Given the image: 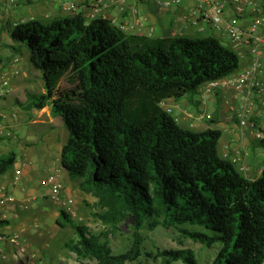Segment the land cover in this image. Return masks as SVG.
<instances>
[{"label":"trees","instance_id":"trees-1","mask_svg":"<svg viewBox=\"0 0 264 264\" xmlns=\"http://www.w3.org/2000/svg\"><path fill=\"white\" fill-rule=\"evenodd\" d=\"M3 30L14 54L26 53L43 77L45 92L29 93L19 104L26 111L49 107L62 119L68 131L62 168L99 199L96 216L106 225L131 221L135 228L132 247L115 253L108 235L93 233L62 209L57 225L75 231L64 245L72 256L129 264L144 255L143 231L162 227L208 247L219 242L212 264H264V165L258 179H248L221 154L222 131L185 128L163 106L239 71L235 50L215 36L127 34L110 19L89 20L84 11ZM259 146L264 149V139ZM16 161L15 152L0 155V175ZM155 258L199 264L188 248L157 247Z\"/></svg>","mask_w":264,"mask_h":264},{"label":"crops","instance_id":"crops-1","mask_svg":"<svg viewBox=\"0 0 264 264\" xmlns=\"http://www.w3.org/2000/svg\"><path fill=\"white\" fill-rule=\"evenodd\" d=\"M34 1L36 3L32 6L39 4V0ZM80 1V11H84L86 17L88 18L89 14L92 12V5L97 0ZM101 2L102 11L99 17L110 19L118 26L125 25L124 31L127 34L147 35L149 37L157 38H170L175 36H215L220 40H223L224 38L229 43V46H226L235 50L240 55L241 66L239 71L245 70L249 67V53L247 43H238L233 41L228 36L224 27L221 29L213 27L208 22H206L204 18L199 16L200 7L204 6V0H184L183 5L180 7H173L171 9L161 6L160 0H137L136 2H123L122 0H101ZM214 2L217 4L222 3L224 6L225 21L227 24L235 23L244 30L246 36L250 34L252 30V21L255 14L252 10L249 9L245 15L238 16L234 12L232 0H215ZM6 6L7 5L4 4L2 5V7ZM8 6L10 9L13 8L10 4H8ZM205 6L207 7V5ZM30 7L31 6L28 4H20L15 6V9L9 14L16 18L17 21H27L32 19L41 21L43 19H49L53 14H55V12L58 13L50 7L42 8L41 10L37 9L31 13L28 10ZM260 7L264 8V1L260 3ZM17 14L18 17L16 16ZM62 14L66 13L62 10L61 6L59 13L57 14L58 16L56 15L53 17H59ZM6 35H8L7 32ZM10 44L11 46L13 45L11 39ZM6 56L7 62H10L8 70L11 72H8L7 76L9 77V74L13 76L21 75L20 78L15 79H19L24 82L21 87L25 93V97H23L25 101L21 103H25L29 93H36L34 90L35 88L33 89L32 87L34 84H36V82L34 81V78L32 79V77L35 74L33 73L34 71H39L30 67L26 53L22 55H16L12 51L9 57L8 55ZM39 75L42 77L41 72ZM37 76L38 75L36 74L35 78ZM2 77L7 78L5 75ZM207 85L208 84L204 85L194 96L186 97L182 100L169 99L163 103V106L166 109H171V113L185 128L193 129L195 131H205L208 129H218L222 131L223 135L220 141L221 154L232 162H234L236 157H239L240 161L238 163L234 162L238 169L248 179H258L263 172L264 149L259 146L261 141L257 138V131L248 127L242 128L235 116L239 106L243 105V101L240 99H235V92L233 89L224 87L218 89L215 91L213 96H211L206 101H203V99H201V94L206 89ZM21 87H17V85L14 84V86H11V94L8 95L9 98L4 97L3 100H0V120L1 118H5L7 122L11 124V128L13 129V132L8 133L2 131L0 137V155L18 151V153L15 152L17 154V161L13 168V178L10 179L8 174L3 176L0 175V187L10 188L13 194L15 191H18L21 194V202L17 200V203L11 205L7 209L9 225L4 226L1 230L9 234H21L24 232V229L21 230L22 232L15 231L13 229V216L11 213H17L19 210L22 211L24 209L22 207L25 206L28 208L27 204L25 203L26 200H29L30 202L35 200V202L32 203L34 205L30 207V210H36L39 208L41 213L46 212V208L42 207V204L37 200V197L39 194H41V191L30 187V184L34 180L36 181L33 183L38 182L37 185L41 186L42 182H44L43 180L46 179V176H41L39 171L36 169L38 165L48 168V171L50 172L49 175H56L61 185L63 180L69 177L66 171L62 168L60 161L62 149L68 138L66 142L62 144L60 138L57 135L45 132L46 129L54 128V126L49 123L51 118L50 115H52L50 108L47 107L48 109L45 108L43 110L34 109L31 111H26L21 107V109L19 108L18 112H10L8 110L12 100L16 97H19ZM43 92H45V90ZM10 96L13 98H10ZM223 103H225V105L229 108L227 119L220 116L222 115L221 113L224 112L222 109ZM251 107L261 126L262 131L264 132V114L257 106L252 105ZM222 120H226L228 123L224 124L222 123ZM32 127L37 128L38 132L27 130ZM23 129L25 130V134L24 136H21L20 131ZM32 134H35L37 137H30ZM13 135H15V138H12ZM8 142H11L13 147L10 146L8 147V151H4L1 147V144ZM239 152H242L241 156H238ZM241 167H243L245 170H242ZM17 172H20V174ZM5 179L7 182H3ZM2 246L6 251L12 248L9 245L3 244Z\"/></svg>","mask_w":264,"mask_h":264},{"label":"rangeland","instance_id":"rangeland-1","mask_svg":"<svg viewBox=\"0 0 264 264\" xmlns=\"http://www.w3.org/2000/svg\"><path fill=\"white\" fill-rule=\"evenodd\" d=\"M65 2H74L78 6H80L81 3L80 0H39V4L36 6H32L35 5V1L29 3L28 5H30L31 7L28 8V10L32 13L37 9L41 10L42 8L50 7L51 9L59 13L60 7ZM2 5L3 4L0 3V76L5 75L9 79L11 86H14L15 84L17 85V87H21L24 82L22 80L15 79L20 78L21 75L13 76L9 74V77L7 76L8 72H10L8 70L10 62H7L6 55H8L9 57L13 50L10 44V38L8 35H6V32L3 30V27L8 25L9 23L17 22V19L14 18L11 14H9L12 10L15 9V7L12 6L13 8L10 9L8 5L6 7H2ZM58 13L55 12V14H53L52 17H50L49 19H43L41 21L47 24L53 22L56 19L62 18V16L64 15H70L62 14L59 17H53L56 16ZM16 16L18 17V14ZM222 42L225 45L229 46V43L224 38ZM33 73L35 74L33 75L32 79L34 78L36 84H34L32 87L33 89L35 88L34 90L37 94H40L44 91L42 77L39 75L40 72L34 71ZM36 74L38 76L35 78ZM20 89L21 91L19 92V94L21 96L19 95V97H16L12 100L8 108L10 112H18L19 108L21 109L19 103L25 101L23 98L25 97L23 88L21 87ZM8 95L5 97L9 98ZM10 98L13 97L10 96ZM222 109L224 112L221 113L222 115H219L222 118L227 119V116L229 114V108L225 105V103H223ZM50 117L51 118L49 123L52 124L54 128L46 129L45 132L57 135L60 138L61 143L64 144L68 138V131L66 129L65 124L59 117H54L52 115H50ZM0 122L5 128V133L13 132L11 124L8 123L5 118H1ZM222 123L227 124L228 122L226 120H222ZM27 130L32 132H38V129L35 127L29 128ZM24 132V129L20 131L21 136H24ZM13 137L15 138V135H13L12 138ZM30 137L35 138L37 136L35 134H32V136L30 135ZM10 146L13 147L11 142L1 144V147L4 151H8V147ZM15 152L18 153V151ZM36 169L39 171L41 176H46V179L43 180L44 182H42L41 186L37 185L38 182L33 183L34 181H36L34 180L30 184V187L41 191V194H39L37 200L42 204V207L46 208V212L41 213L39 208H37L36 210H30V207L34 205L32 203L35 202V200L33 202L26 200L25 203L27 204L28 208H26L25 206L22 207L25 210L23 209L22 211L19 210L17 213H11V215L13 216V229L19 232H22L21 230L24 229V232L20 234V240L21 242H24L26 252L17 254V250L15 248H10V250L8 251L5 250V258L0 259V264H92L91 262L82 263L78 261L75 256H72L65 249V243L75 237V231L71 228L62 229L57 225V219L60 217L62 209H65L70 215H72L74 220L79 225L88 226L93 233H104L108 235L115 250V253H124L132 247L135 241V228L131 221L119 225L118 228H112L106 225L103 220L96 216L97 213L101 212L99 207H97L99 199L93 194H88L82 191L80 188V180L72 181L69 177H67L62 182L63 189L60 193V200L58 202L53 201L51 198H49L51 192V186L48 182V177L50 176V172L48 171L49 169L46 167H41L40 165H38ZM13 173L14 171L12 170L8 174L10 179L13 178ZM3 182H7V180L5 179ZM5 188H7L11 193H13L10 188ZM14 196H16V200L21 202L20 192L15 191ZM69 200L73 201L71 211H69L67 206H65L64 204ZM185 227L190 231H203L201 227H192L189 225H186ZM207 233L209 235L213 234L210 231H207ZM143 235L145 237V241L142 245V253L144 255L139 257L137 261H133L129 264H165L163 259L155 258L157 254V247L167 249L188 248L196 254L199 264H212L218 254L219 249L221 248V244L219 242L215 243L212 247H208L199 243H195L190 238H184L183 234H181V232L179 231H167L162 227L158 228L154 232L143 231ZM149 253H153L154 257L148 256L147 254ZM173 264L185 263H183L182 261H178L174 262Z\"/></svg>","mask_w":264,"mask_h":264},{"label":"built area","instance_id":"built-area-1","mask_svg":"<svg viewBox=\"0 0 264 264\" xmlns=\"http://www.w3.org/2000/svg\"><path fill=\"white\" fill-rule=\"evenodd\" d=\"M34 0H0L4 5L10 4L11 6H18L20 4H29ZM123 2H136L137 0H122ZM161 6L171 9L173 7H180L183 5L184 0H160ZM215 0H204L202 7H200L199 16L204 18L206 22L216 28H225L228 36L235 42H246L248 45V60L249 67L242 71H237L235 74L219 81L208 83L206 89L201 94V99L206 101L215 94L220 88L233 89L235 92V99L242 100L243 105L239 106L236 111V118L242 128L248 127L257 131V138L261 141L264 139V132L254 114L253 106L260 108L264 114V8L260 7V3L264 0H232L234 5V12L238 16H243L250 9L254 14L252 21V30L248 36L245 35L244 30L236 25L227 24L225 21V10L222 3L217 4ZM207 5V7L205 6ZM62 10L66 14H76L80 11L79 6L74 2H65L62 5ZM102 11V2L97 0L92 5V12L89 14L88 19L93 20L99 17ZM20 20L14 22L16 26L18 22H25ZM123 30L125 25L120 26ZM240 56V55H239ZM247 57V56H246ZM11 83L8 78L0 76V100L10 93ZM171 112V109H166ZM209 118V117H208ZM2 131H5L0 122V137ZM242 152L238 153L241 156ZM239 157L234 159L238 163ZM242 170H245L241 167ZM20 174V172H17ZM48 182L51 186L50 198L53 201L60 200V193L63 189L56 175L48 177ZM17 203L13 193L7 188L0 187V223L9 221L7 209ZM68 210L71 211L73 201L69 200L64 203ZM72 213V212H70ZM0 227V259L5 258L4 245H9L17 250V254L25 253L26 247L24 242H21V235L19 233L9 234L3 232Z\"/></svg>","mask_w":264,"mask_h":264}]
</instances>
